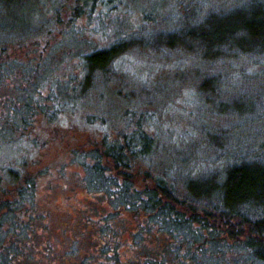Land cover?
I'll list each match as a JSON object with an SVG mask.
<instances>
[{"label": "rangeland", "instance_id": "rangeland-1", "mask_svg": "<svg viewBox=\"0 0 264 264\" xmlns=\"http://www.w3.org/2000/svg\"><path fill=\"white\" fill-rule=\"evenodd\" d=\"M22 3L26 21L13 35L40 29L14 40L10 58L23 66L41 62L38 81L62 80L57 89L64 99L57 113L36 114L33 140L9 143L0 136V201L13 199L25 177L35 182L34 196L4 227L21 243V251L10 249L11 261L21 258L15 264H103L115 250L118 264H131L165 251L163 233L148 227L143 213L87 181L84 155L101 149L104 136L121 141L141 125L155 144L149 157L133 163L132 176L163 177L182 200L188 181L214 188L231 165L263 166L264 41L242 42L239 31L215 40L203 34L217 29L209 20L264 10V0H113L72 24L71 10L84 0ZM115 42L123 50L84 86L79 54ZM7 90L0 86V97Z\"/></svg>", "mask_w": 264, "mask_h": 264}, {"label": "trees", "instance_id": "trees-1", "mask_svg": "<svg viewBox=\"0 0 264 264\" xmlns=\"http://www.w3.org/2000/svg\"><path fill=\"white\" fill-rule=\"evenodd\" d=\"M107 1L113 0H84V3L76 4L69 16L71 24L85 13H88V17H94L97 5ZM22 5V0H15L13 4L11 0H0V86L8 89L0 97V136L9 137V143L27 138L33 140L31 134L36 114L57 113L64 99L57 89L62 80L48 78L38 81L36 73L40 70L41 62L35 65L28 60L27 65L23 66L15 58H10L7 48L14 40H24L30 32L40 29L36 25L25 31L15 30L13 35L12 30L18 29L21 20L23 23L26 21ZM208 22L217 29L205 32V38L220 39L227 33L232 36V32L239 31L242 42L255 45L264 41V10L252 9L244 14ZM172 35L176 33H170L167 38ZM122 43L115 42L79 54V73L84 86L88 85L93 74L103 70L123 50ZM25 68H28L26 73L18 77L17 82L6 84ZM45 86H48L47 95L43 94ZM73 88L71 84V90ZM9 91L13 94L7 95ZM65 93L71 95L70 90ZM51 105H55V108ZM122 137L119 141L104 136L101 149L86 153L83 165L89 184L102 190L125 209L137 215L143 213L146 225L161 231L168 242L158 258L138 259L131 264H216L220 261L230 264L231 257L234 262L249 259L253 264H264V164L231 165L225 170L220 185L214 188L188 181L182 200L176 195L174 186L163 177H156L154 182H145L132 176L133 163L152 154L155 144L153 136L138 125ZM2 177L0 171V182ZM34 183V177H25L24 183L15 188L13 199L0 201V264L21 261L18 256L11 261L14 254L10 249L15 247L21 251L22 247L21 243L5 233L4 227L13 225L16 211L34 196ZM112 252L106 253L103 264H118L117 251Z\"/></svg>", "mask_w": 264, "mask_h": 264}]
</instances>
